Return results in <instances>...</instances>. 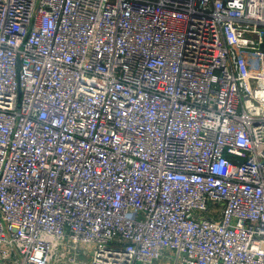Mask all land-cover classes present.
I'll return each instance as SVG.
<instances>
[{
    "label": "built area",
    "instance_id": "built-area-1",
    "mask_svg": "<svg viewBox=\"0 0 264 264\" xmlns=\"http://www.w3.org/2000/svg\"><path fill=\"white\" fill-rule=\"evenodd\" d=\"M0 264H264V0H0Z\"/></svg>",
    "mask_w": 264,
    "mask_h": 264
}]
</instances>
